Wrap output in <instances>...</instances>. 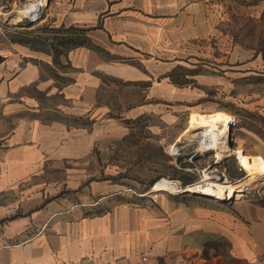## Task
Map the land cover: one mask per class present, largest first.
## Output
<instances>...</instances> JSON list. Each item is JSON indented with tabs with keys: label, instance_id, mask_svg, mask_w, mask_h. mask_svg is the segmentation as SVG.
<instances>
[{
	"label": "crops",
	"instance_id": "0c3cea01",
	"mask_svg": "<svg viewBox=\"0 0 264 264\" xmlns=\"http://www.w3.org/2000/svg\"><path fill=\"white\" fill-rule=\"evenodd\" d=\"M211 2L54 0L49 23L88 28L91 45L0 42V264H264L255 199L162 192L66 211L125 186L96 158L99 132L121 145L126 125L109 130L147 111L145 92L175 96L177 56L213 32Z\"/></svg>",
	"mask_w": 264,
	"mask_h": 264
},
{
	"label": "rangeland",
	"instance_id": "374dc122",
	"mask_svg": "<svg viewBox=\"0 0 264 264\" xmlns=\"http://www.w3.org/2000/svg\"><path fill=\"white\" fill-rule=\"evenodd\" d=\"M36 1L0 0L1 43L19 37L36 40L40 36L38 29L51 25L45 15L54 0H45L37 17L20 15L22 8ZM210 20L213 32L177 56L172 71L177 86L175 96L149 98L145 92L142 101L147 111L109 130L114 133L126 125L129 138L120 145L105 136L107 130L100 131L96 158L101 165L106 161L116 165L117 172L112 177L125 186H149L161 177L184 183L203 182L200 149L203 132L209 129L192 123L199 115L224 112L229 116L225 122L231 124L228 129L223 127V121H212L209 126L219 136L222 134V138L217 137L223 158L220 171L227 181L223 182L220 175L218 183L242 188V195L231 200L251 198L264 203V164L252 174L242 163L243 155L264 160V0H212ZM45 36L50 35L42 37ZM35 45L44 44L40 40ZM108 95L114 104L115 94ZM119 113L112 109L113 116ZM172 145L179 148L178 154L170 151ZM19 213L17 209L15 215Z\"/></svg>",
	"mask_w": 264,
	"mask_h": 264
},
{
	"label": "built area",
	"instance_id": "2783aa9c",
	"mask_svg": "<svg viewBox=\"0 0 264 264\" xmlns=\"http://www.w3.org/2000/svg\"><path fill=\"white\" fill-rule=\"evenodd\" d=\"M232 120V119H231ZM234 123V120H233ZM232 123V124H233ZM223 127H228L231 125H227V122L223 121ZM225 127V128H226ZM214 129V128H213ZM225 129V130H227ZM218 138H222V134H220V136L218 135ZM211 132L210 130L203 132V141L205 140L206 143L203 144L202 148L200 149L201 154H206V153H211L213 159L205 164L203 166V182H198L196 184L194 183H184L179 179H175V178H170V177H161L158 180H156L155 182H153L150 186H144V187H133V186H123L121 188H119L118 190L112 191L110 193L104 194L99 196L97 199L95 200H91V201H87V202H77L74 205H72L68 210L77 207V206H81V207H85V208H94L97 207L101 204V202H103L104 200H106L107 198L110 197H136V198H141V197H150L153 200H156V197L162 193V192H166V193H170V194H175V195H180V194H195V195H200V196H205V197H209V198H214V199H218L215 196L212 195L211 192L209 191H199L196 190L194 188L195 185H205V187H215L217 188L219 185L220 186H224V184H220L218 183L219 181H221V177L220 175L223 176V182L227 181V176L225 175L224 172L221 173L220 171V167H221V163L223 158L219 155V140L217 141V144L213 145V143H211L210 145H208L211 142ZM209 142V143H208ZM220 143H222V141H220ZM170 151L173 154H178L179 152V148L175 145H172L170 148ZM236 153V150H235ZM221 173V174H220ZM232 198H223L221 200H231Z\"/></svg>",
	"mask_w": 264,
	"mask_h": 264
},
{
	"label": "bare ground",
	"instance_id": "6f19581e",
	"mask_svg": "<svg viewBox=\"0 0 264 264\" xmlns=\"http://www.w3.org/2000/svg\"><path fill=\"white\" fill-rule=\"evenodd\" d=\"M45 5V0H37L36 2H32L29 3L28 5H26V7L22 8L20 10V15H29L31 17H37L40 9L42 6ZM229 120V116L224 113V112H219L217 114H212V115H199L197 116L194 120L192 125L196 122L199 127H206V129H209L211 132V142L208 144L210 145L211 143H213V145L217 144V137H218V133L216 134L214 132L215 129L209 128V126H211V122L212 121H217L221 122L222 121H227ZM208 127V128H207ZM218 130V129H217ZM216 131V130H215ZM217 132V131H216ZM206 141L204 140L202 144H205ZM242 163L243 166L246 170H248L249 172L253 173H258L256 170L260 169L261 167H263L262 164H264V160H255L252 159L250 156L248 155H243L242 156ZM261 170V169H260ZM263 171V170H262ZM239 186H233V185H228L227 187L224 186H218L217 188L215 187H205V185H195L194 188L196 190L199 191H209L212 193L213 196H215L218 199H223V198H233V197H238L240 195H242L240 192H242V188H238Z\"/></svg>",
	"mask_w": 264,
	"mask_h": 264
},
{
	"label": "trees",
	"instance_id": "16d2710c",
	"mask_svg": "<svg viewBox=\"0 0 264 264\" xmlns=\"http://www.w3.org/2000/svg\"><path fill=\"white\" fill-rule=\"evenodd\" d=\"M88 30H89L88 28L77 27V26L55 27L50 24H47V26L38 29L37 32L40 33V36H37L38 40L37 39L27 40V38L25 37H19L16 41L19 43L30 45L31 47L34 48L41 47L44 45L48 46L55 53V55L59 56L60 54L65 53L66 51L70 50L73 47L91 45V43L87 38ZM45 34L46 35L49 34L50 36L42 37ZM40 40H42V43L44 45L36 46L35 41L39 42Z\"/></svg>",
	"mask_w": 264,
	"mask_h": 264
}]
</instances>
